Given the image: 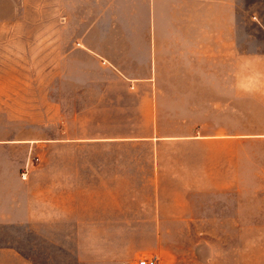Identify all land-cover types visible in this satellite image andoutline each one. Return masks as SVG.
Wrapping results in <instances>:
<instances>
[{"label": "crops", "instance_id": "1", "mask_svg": "<svg viewBox=\"0 0 264 264\" xmlns=\"http://www.w3.org/2000/svg\"><path fill=\"white\" fill-rule=\"evenodd\" d=\"M54 6L31 33L41 60L0 27V231L44 229L51 250L27 258L57 264H236L237 229L264 219V188L244 187V148H264V0ZM18 67L42 75L16 91Z\"/></svg>", "mask_w": 264, "mask_h": 264}, {"label": "rangeland", "instance_id": "2", "mask_svg": "<svg viewBox=\"0 0 264 264\" xmlns=\"http://www.w3.org/2000/svg\"><path fill=\"white\" fill-rule=\"evenodd\" d=\"M54 4H56V0H47L46 8L44 6V0H0V27L20 29L16 37L9 36V38H13V43L18 48V51L15 53L18 60L26 59L29 62L41 60L42 47L40 33L36 35H32L31 33L42 27L44 11L55 12L56 7ZM23 47H26L27 50L19 51L24 50L22 49ZM13 71L19 81V83L13 84L12 86L16 91L26 90L28 86L25 83L27 81L26 77L35 76L36 78L42 75L41 67H18ZM50 151V154L48 151L44 154L40 151L38 157L34 159L32 165L33 171H41L43 165H57L55 162L57 161L58 149L51 148ZM253 152L255 155L252 167L251 163H249L250 158L244 156L246 158L244 160V171H252L259 178L253 180L244 179V187L264 188V148H244V155L252 156ZM49 155L51 160L49 159ZM259 198L263 199L264 197L260 196ZM33 231L26 228L4 227L0 231V251L3 255L0 259V264H57V260L44 261L42 259L27 258L30 257V252H43L45 248L49 251L51 250L50 245L43 244L44 229L38 228L35 229V232ZM236 235L237 241L239 236L242 240V257L238 259L237 256L236 264H264V219L259 220L258 226L244 227L240 231L237 229ZM14 250L19 252L18 257L14 256ZM233 262L228 261V264H234Z\"/></svg>", "mask_w": 264, "mask_h": 264}, {"label": "built area", "instance_id": "3", "mask_svg": "<svg viewBox=\"0 0 264 264\" xmlns=\"http://www.w3.org/2000/svg\"><path fill=\"white\" fill-rule=\"evenodd\" d=\"M22 177H26V173H22ZM138 264H160V260L156 256L143 257L139 260Z\"/></svg>", "mask_w": 264, "mask_h": 264}]
</instances>
